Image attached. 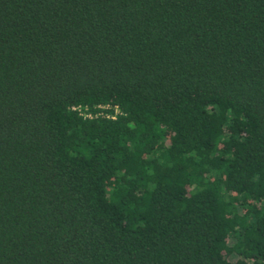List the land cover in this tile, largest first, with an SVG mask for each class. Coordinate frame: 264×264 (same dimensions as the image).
I'll use <instances>...</instances> for the list:
<instances>
[{"label":"trees","instance_id":"1","mask_svg":"<svg viewBox=\"0 0 264 264\" xmlns=\"http://www.w3.org/2000/svg\"><path fill=\"white\" fill-rule=\"evenodd\" d=\"M0 264H264V0H0Z\"/></svg>","mask_w":264,"mask_h":264}]
</instances>
